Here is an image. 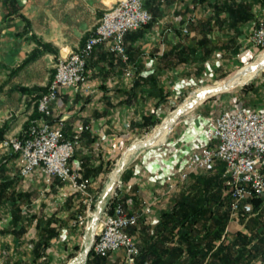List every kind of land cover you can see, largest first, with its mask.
<instances>
[{
  "label": "crops",
  "instance_id": "1",
  "mask_svg": "<svg viewBox=\"0 0 264 264\" xmlns=\"http://www.w3.org/2000/svg\"><path fill=\"white\" fill-rule=\"evenodd\" d=\"M114 1L0 0V137L21 135L33 115L36 101L32 97L37 93L21 92L18 87H46L56 60L83 45ZM145 6L151 21L127 32L124 38L133 76L127 79L114 54L98 45L87 59L91 92L62 89L51 104L52 115L46 118L52 124L62 119L66 138L73 137L79 126L84 127L70 164L89 180L103 175L112 150L116 148L117 152L132 132L140 130L136 124L142 114L154 109L160 114L158 109L165 104L156 105L158 87L170 95L171 87L211 78L230 64L246 62L254 49L249 34L264 15V0H147ZM33 50L37 55L25 61ZM263 80L264 76L258 78L259 82ZM207 116L206 108H200L185 117L163 144L139 154L124 172L116 197L121 198L125 210L141 212L144 204L151 206L150 213L141 215L135 229H128L135 233L139 249H147L156 238L154 229L161 212L181 192L191 191L188 186L199 173H192L168 197L166 185L183 168L192 151L209 144L206 128L211 120ZM206 171L221 174L222 163ZM32 181L41 185L36 193L42 203L26 192ZM11 192L21 196L17 204L26 227L22 235L15 233L18 225L12 224ZM226 193L227 189L222 195ZM78 200V195L58 178L46 184L38 174L21 177L17 154L0 148V260L5 258L2 246L14 243L16 248L23 242L33 250V239L48 222L59 238L66 230L53 222L61 221L65 209L71 215ZM252 218L259 220V230L264 233V206L260 202L255 206L252 200L240 202L234 214L230 210L213 249L232 241L236 232L249 235L246 221ZM176 239L174 234L162 240L163 248L175 246ZM184 257L187 253L182 252ZM104 264H123V251L106 257Z\"/></svg>",
  "mask_w": 264,
  "mask_h": 264
},
{
  "label": "built area",
  "instance_id": "2",
  "mask_svg": "<svg viewBox=\"0 0 264 264\" xmlns=\"http://www.w3.org/2000/svg\"><path fill=\"white\" fill-rule=\"evenodd\" d=\"M146 2L115 0L103 12L83 45L57 59L48 89L36 101L37 111L42 117L29 119L22 135L0 139L2 150L17 154L21 177L38 174L46 184L58 178L87 206L90 205L89 179L70 164L84 127L79 126L73 137L66 138L63 120L58 119L56 124H52L46 118L52 115L51 104L62 89L70 88L85 94L91 92L87 59L98 45L105 46L109 53L114 54L127 79L133 76L124 38L127 32L151 21ZM249 42L264 48V15L251 30ZM206 134L209 144L191 152L183 168L167 183L166 196L177 190L192 173L212 170L217 162H221L233 214L244 200L256 198L264 206V103L256 109L238 107L217 113L206 128ZM116 196L117 193L101 209L91 249L102 257L122 250L123 264H135L139 248L128 229L138 224L142 214H149L151 206L144 204L141 212L127 211L122 203L113 202ZM73 223L83 224L84 217L77 216ZM0 264L5 263L0 260Z\"/></svg>",
  "mask_w": 264,
  "mask_h": 264
},
{
  "label": "trees",
  "instance_id": "3",
  "mask_svg": "<svg viewBox=\"0 0 264 264\" xmlns=\"http://www.w3.org/2000/svg\"><path fill=\"white\" fill-rule=\"evenodd\" d=\"M36 55V51L33 50L25 61L33 59ZM134 85H140V83L135 82ZM18 89L29 94L36 92L32 99L37 101L47 88L36 86L18 87ZM168 95V92L158 87L156 105L166 104ZM161 115V113L156 114L155 109L152 113L142 114L136 127L147 131L155 125L156 119ZM39 116L35 106L33 115L29 119ZM29 119L24 125V130L28 126ZM188 188L191 191L181 192L173 204L161 212L160 222L154 229L156 238L149 243L147 249H139L135 264H253L258 259L261 264H264V233H262L263 230H259V220L253 218L246 221L249 235L236 232L232 241L221 243L213 249V242L221 237L231 210L230 195L228 193L222 195V192L227 189L222 173L212 174L209 171H202L190 182ZM116 193L118 195L120 190ZM20 197L19 193L14 192H11L9 197L13 202L12 224L14 227L18 225L15 230L17 235H22L26 230L17 204ZM120 199L115 197L113 202H120ZM250 200L255 206L260 202L256 198ZM49 224L48 222V225L39 231L37 238L33 239L32 247L36 251V256L49 247L53 237L58 236L56 229ZM135 227H131L129 231H133ZM174 234H177V244L170 248H163L161 241L169 239ZM182 252L187 253V257L182 259ZM162 254L168 256L163 258ZM105 258L96 255L90 249L85 264H104ZM206 258V262L203 263Z\"/></svg>",
  "mask_w": 264,
  "mask_h": 264
},
{
  "label": "rangeland",
  "instance_id": "4",
  "mask_svg": "<svg viewBox=\"0 0 264 264\" xmlns=\"http://www.w3.org/2000/svg\"><path fill=\"white\" fill-rule=\"evenodd\" d=\"M262 55H264V48L254 46L252 55L246 60V62H242L240 64H230V66L223 69L221 74H217L211 78H204L202 80L198 79L194 81L192 80L188 83L181 84L179 88H169L170 95L168 96L167 103L158 109L162 115L156 119L155 125L147 131L141 129L137 132H132L129 135L128 140H126L125 144L119 148L117 152L116 148L112 150L113 153L110 154V157L107 160L103 175L96 178H91L89 180L90 186L88 193L91 198L90 205L87 206L82 200L79 199L78 205L77 207L74 206L71 215L67 212L68 210L65 209L63 210L62 215L64 217L60 219L61 221L56 220L53 222L59 227L63 226L66 232L59 236V238L57 237L58 239L55 238V241L51 243L48 248L41 251L37 256L36 251L28 249L29 246L27 244L24 245L23 242H20L22 244L17 245L16 248L12 242V244H10L8 247L2 246L1 251L5 250L4 257L6 259H3L5 264H73L76 260L81 258L85 253L87 242L89 240L91 241L94 234L91 229V225L94 221L98 223L97 218H99L101 215V211H99V217H96L97 207L100 205L102 209V207L105 206V203L110 200V198L120 188H122L121 181L123 180L124 172L139 154L148 149L156 148L164 142H156V145L149 147L141 146L142 148H139L136 153L128 160L119 173L117 180L114 182L111 189L107 191L108 184L118 169L119 164L123 160V156L129 153L128 150L131 147L133 148L139 144H147V141L156 132V130H160L168 118L174 115V113L178 112L180 108L184 107L190 101L194 93L206 90L207 88H217L228 85L230 81L235 78L236 74H238L244 68L255 65ZM263 76L264 66L261 69L255 71L252 75L248 76L246 79L241 80L236 86L211 95L197 105L192 106L190 110L185 112L175 121L170 130L165 134L164 140L168 138L172 131L177 128V126L185 117L196 112L200 108H206V112L208 113L207 119L210 121L218 112L228 111L229 108L240 107L244 109H251L262 104L264 101V80L263 82H259L258 78H262ZM51 79L46 86L47 89ZM40 187V184L32 181V184L26 189L29 191L26 192L37 202L40 201V203H42V197H39L38 193H36ZM77 216L84 217L83 224L73 223ZM68 223H70L71 226H69ZM134 234L135 233L133 232V235ZM94 237L95 235L93 236V239ZM86 260L87 258L84 259L83 264L86 263Z\"/></svg>",
  "mask_w": 264,
  "mask_h": 264
},
{
  "label": "bare ground",
  "instance_id": "5",
  "mask_svg": "<svg viewBox=\"0 0 264 264\" xmlns=\"http://www.w3.org/2000/svg\"><path fill=\"white\" fill-rule=\"evenodd\" d=\"M264 66V55H262L260 57V59L258 60V62L251 66V67H247L243 70H241L238 74H236L235 78L232 79L230 81V83L228 85H225L223 87H217V88H221V89H229L232 88L234 86H236L241 80L246 79L248 76L252 75L255 71L261 69ZM215 88H207L206 90L203 91H199L194 93V95L191 97L190 101L184 106V107H192L197 105L198 103H200L206 96L210 95L213 93ZM182 107V108H184ZM181 109V108H180ZM179 109V110H180ZM178 112L174 113V115H172L170 118L167 119V121L165 122V124L162 126V128L160 130H156V132L151 136V138L147 141L148 146H154L156 145V142H161L164 140L165 134L170 130L171 126L175 123V121L178 119L177 116ZM143 144H139L135 147H131L128 151L129 153L125 156H123V160L121 161V163L119 164L118 169L116 170L114 176L112 177L110 183L107 186V191H109L112 187V185L114 184V182L117 180V177L119 175V173L121 172V170L123 169V167L125 166V164L128 162V160L136 153V151L141 148ZM127 151V152H128ZM125 157V158H124ZM101 211V210H100ZM98 215L96 214V217ZM97 223L94 221L93 224L91 225V229L92 231L95 233V227H96ZM94 235V234H93ZM90 243V240L87 242L86 247H88ZM81 257V256H80ZM84 259H85V253L84 255L79 258L78 260H76L73 264H83L84 263Z\"/></svg>",
  "mask_w": 264,
  "mask_h": 264
},
{
  "label": "water",
  "instance_id": "6",
  "mask_svg": "<svg viewBox=\"0 0 264 264\" xmlns=\"http://www.w3.org/2000/svg\"><path fill=\"white\" fill-rule=\"evenodd\" d=\"M225 89H221V88H215L214 89V91H213V93L212 94H210V95H208V96H206L203 100H205L207 97H209V96H211V95H214V94H216V93H218V92H222V91H224ZM202 100V101H203ZM201 101V102H202ZM190 108H192V107H184V108H181L179 111H178V117L177 118H179L181 115H183L185 112H187L188 110H190ZM142 147H149L148 145H142ZM141 147V148H142ZM101 210V206L99 205L98 207H97V211H96V213H97V215H98V212ZM91 220H92V218H91ZM94 236V235H93ZM93 236H92V239H91V241H90V243H89V245H88V247H86L85 248V259L87 258V256H88V253H89V251H90V249H91V244H92V241H93Z\"/></svg>",
  "mask_w": 264,
  "mask_h": 264
}]
</instances>
